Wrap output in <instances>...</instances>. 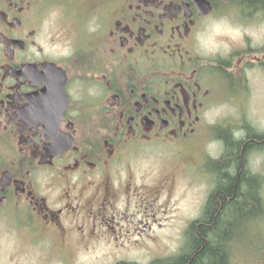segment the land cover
I'll return each mask as SVG.
<instances>
[{
	"label": "flooded vegetation",
	"instance_id": "obj_1",
	"mask_svg": "<svg viewBox=\"0 0 264 264\" xmlns=\"http://www.w3.org/2000/svg\"><path fill=\"white\" fill-rule=\"evenodd\" d=\"M245 3L0 0L3 224L54 239L60 256L70 245L102 244L110 253L98 258L110 264L183 258L184 231L164 254L148 242L163 225L201 219L220 193L218 170L231 153L212 113L240 115L250 61L235 55L247 50L243 36L209 51L203 37L221 6ZM235 129L224 131L233 139ZM242 159L249 172L252 160L264 166V151ZM143 246V260L129 258Z\"/></svg>",
	"mask_w": 264,
	"mask_h": 264
},
{
	"label": "rangeland",
	"instance_id": "obj_2",
	"mask_svg": "<svg viewBox=\"0 0 264 264\" xmlns=\"http://www.w3.org/2000/svg\"><path fill=\"white\" fill-rule=\"evenodd\" d=\"M261 2L264 3L263 0ZM220 12L223 18L208 28L207 34L203 37V45L208 51L225 50L229 42L236 43L243 36L246 40L244 47L247 50L245 53L236 52L235 55L243 58L245 54L246 59L250 61V69L246 72L247 87L249 88L246 93L247 103L240 107L239 114L242 116H237V107H234L229 117L219 115L222 113L221 111L213 112L215 122L211 125L213 127L211 129L220 133L221 130L224 131V128L229 126L234 128L247 126L256 132H262L264 131V65L258 67L256 62L261 58L260 53L264 52V8L243 11L241 6H221ZM249 17H251L250 20L245 21ZM262 60H264L263 55ZM223 110H225L224 105ZM250 170L262 176L261 196L264 203V166L260 162L252 160ZM179 190L183 194L185 187L181 186ZM258 225V231L255 232H250L247 225V228L238 233L237 245L228 248V252L234 258L233 264H259L258 256L251 258L245 256L247 255L246 248L251 243L262 248L258 255L264 254V218ZM24 226L4 225L0 219V264H110L98 258L105 253L109 254L110 247H105L102 244H92L87 247L70 245L68 253L62 249L63 254L60 256L59 249L61 247L54 239L37 238L34 228L30 230ZM188 226L186 223L185 225H163V229L156 232L155 240L148 242V247L155 251L161 250L164 254L166 252L163 250L166 248L164 246L173 244L172 240L179 236V231L180 233L185 231ZM148 247L131 248L128 251V253L130 252L129 258L137 257L138 260H143L141 255L146 254L145 250L149 249Z\"/></svg>",
	"mask_w": 264,
	"mask_h": 264
},
{
	"label": "trees",
	"instance_id": "obj_3",
	"mask_svg": "<svg viewBox=\"0 0 264 264\" xmlns=\"http://www.w3.org/2000/svg\"><path fill=\"white\" fill-rule=\"evenodd\" d=\"M247 1L249 3L240 5L243 11L264 8L261 0ZM240 130L241 134H235L233 139L226 131L218 132L219 137L226 138V153H231V159L218 170L220 193L217 199L213 196L208 198L203 220L192 222L185 230L184 235L190 238L185 248L186 255L175 264H227L228 248L237 245L238 233L247 225L250 232L258 231V224L264 218L263 180L259 174L251 170L247 172L241 161L247 149L264 151V142H260V132L247 126ZM247 135L253 139L242 149ZM200 220H205L206 224L196 225ZM256 245L251 243L246 248L247 258L258 256L261 252L262 248Z\"/></svg>",
	"mask_w": 264,
	"mask_h": 264
},
{
	"label": "water",
	"instance_id": "obj_4",
	"mask_svg": "<svg viewBox=\"0 0 264 264\" xmlns=\"http://www.w3.org/2000/svg\"><path fill=\"white\" fill-rule=\"evenodd\" d=\"M208 10L204 11L205 13L207 12Z\"/></svg>",
	"mask_w": 264,
	"mask_h": 264
}]
</instances>
